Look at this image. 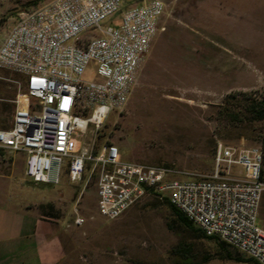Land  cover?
I'll list each match as a JSON object with an SVG mask.
<instances>
[{
  "label": "rangeland",
  "instance_id": "1",
  "mask_svg": "<svg viewBox=\"0 0 264 264\" xmlns=\"http://www.w3.org/2000/svg\"><path fill=\"white\" fill-rule=\"evenodd\" d=\"M31 1L0 0V43L18 15L34 7L28 6ZM162 1L165 12L137 87L122 112H110L97 133L84 136L83 148L91 141L95 148L113 144L123 161L170 166L179 173L175 178L190 180L184 172H211L219 143L261 148L264 121L246 117L234 123L219 110L228 94L264 93V0ZM93 73L90 65L83 79ZM0 80L9 85V96L15 88L19 93L23 83L6 70H0ZM242 98L238 101L244 104ZM0 116V130L11 125L12 117ZM67 165L57 185L12 173L0 194L4 206L42 212L61 223L59 234L69 235L60 264H248L222 258L216 245L177 226L154 197L106 220L97 209L96 176L86 171L80 182H71ZM49 204L54 206L51 215L42 211ZM260 222L264 224V197Z\"/></svg>",
  "mask_w": 264,
  "mask_h": 264
},
{
  "label": "built area",
  "instance_id": "2",
  "mask_svg": "<svg viewBox=\"0 0 264 264\" xmlns=\"http://www.w3.org/2000/svg\"><path fill=\"white\" fill-rule=\"evenodd\" d=\"M164 12L162 0H49L20 13L0 43V70L21 75L24 92L0 130V149L25 154L36 184L57 185L67 163L71 182L95 175L106 220L146 197L166 199L205 237L264 264L260 147L219 143L211 172H184L190 180L175 178L170 166L123 161L113 144L83 148L88 132L126 107Z\"/></svg>",
  "mask_w": 264,
  "mask_h": 264
},
{
  "label": "crops",
  "instance_id": "3",
  "mask_svg": "<svg viewBox=\"0 0 264 264\" xmlns=\"http://www.w3.org/2000/svg\"><path fill=\"white\" fill-rule=\"evenodd\" d=\"M25 159L23 153L0 149V194L12 173L27 177ZM61 227L40 212L0 204V264H60L67 255L69 235L61 236Z\"/></svg>",
  "mask_w": 264,
  "mask_h": 264
},
{
  "label": "trees",
  "instance_id": "4",
  "mask_svg": "<svg viewBox=\"0 0 264 264\" xmlns=\"http://www.w3.org/2000/svg\"><path fill=\"white\" fill-rule=\"evenodd\" d=\"M43 2H45V0H33L29 3L28 6L36 7ZM13 74L17 79L23 80V83L20 86V91H19L23 93L24 92V78L17 73H13ZM8 86L9 85L5 83V81L0 80V114H5L7 115V117L10 118L13 115V111L15 107L13 101L15 100V97L18 94V92L15 88V91L11 94V96H9V92L6 91ZM240 95L244 97L242 98L244 100V104L238 101V96ZM7 99L10 100L11 102H6L5 100ZM223 102H224L223 109L219 110V115H221L224 119L228 121H231L234 123H243L246 117L247 118L250 117L252 121H264V93H261V94L256 93L254 95H247L245 93L228 94L225 96V99ZM241 115L243 116L242 118L240 117ZM0 123H1V119H0ZM8 127L4 126L3 129H6ZM258 142H260L261 144V151L263 154L262 180L264 181V133L259 135ZM155 200L156 202H161L162 204L166 206V208L169 210L170 214L173 217L172 222L175 223L177 226L191 233L192 236L196 239L205 240L207 242H211L214 245H216L218 249L220 250V254L222 255V258L231 260L237 263L257 264L255 261H253L250 258L245 257L239 252L233 253V251L229 249L230 247L226 245L225 243L217 239H214V238L205 237L199 230L193 227L181 213L175 210L168 203L166 199L160 200L156 198ZM44 210H48L49 212L46 214L51 215L52 212L54 211L53 204H49L46 208L42 209V211ZM41 215L44 217L42 212H41ZM167 226L169 229L171 230L173 229L171 224H168ZM179 264H189V263L187 261L185 262L182 261Z\"/></svg>",
  "mask_w": 264,
  "mask_h": 264
}]
</instances>
